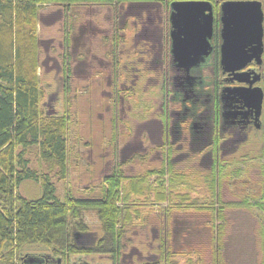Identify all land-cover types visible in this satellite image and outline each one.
Wrapping results in <instances>:
<instances>
[{
    "label": "rangeland",
    "instance_id": "obj_1",
    "mask_svg": "<svg viewBox=\"0 0 264 264\" xmlns=\"http://www.w3.org/2000/svg\"><path fill=\"white\" fill-rule=\"evenodd\" d=\"M39 8L37 73L44 90L42 106L43 109L45 107L51 109L49 107L53 106L58 115L66 111L70 116L66 138L67 175L59 181L54 179L58 196L62 199L66 191L74 196L82 193L84 196H91L93 194L91 188L96 189V193L99 192V184L104 176L111 173L121 160L119 150L126 142L141 139L145 152L139 155L141 157L132 158L130 167L122 166L125 175H135L157 168L158 145L149 141L145 134L142 137L135 134V130L139 124L150 118L161 119L163 116L157 109L162 108L168 113L167 110L172 107L170 83L169 80H165L171 75L169 10L165 5L157 3L148 4V7L142 9L126 5L120 8V12L114 5L105 7L95 4L73 5L69 8L62 5H41ZM125 9L140 11L145 18L148 14L153 20L155 31L161 35L164 64L162 70L157 72V76H160L157 80L146 83L145 74L144 81L135 93L131 91L132 94L127 91L120 92L119 77L116 78L122 64L121 58L124 61L126 52H134L131 50V38L134 33L131 20L135 17L130 14L124 19ZM66 68L68 74L65 72ZM217 71L210 67L204 69L202 73L205 80H214L215 76L216 78L219 76ZM110 77L115 80H109ZM65 83L68 86L66 92ZM145 85L146 89L143 87ZM117 90L119 94L116 93ZM119 96H122V99ZM162 119L165 122L166 116L164 115ZM162 148L166 149V146L163 145ZM28 158L31 160V166L38 168L42 166L34 157V151L30 152ZM224 158L219 178L221 173L228 177L226 180L228 191L220 193L221 199L232 203L244 200L250 206L249 209L230 207L226 211L228 227L223 243L224 262L239 264L238 259L242 256L240 264H255V254L259 253V260L260 256L264 255L261 246L258 245L257 251L253 244L255 238L259 237L258 242L264 238V154L260 148L253 146L244 152L229 150ZM190 162L191 159H188L182 165V162L174 164L172 171L175 169L173 173L193 179L192 183L188 182V185L180 188L181 193L189 192L188 203L195 200L194 206L197 208L208 207L207 202L211 197L210 190L207 189L208 182L207 188L201 181L195 182L199 175L194 173L197 171L205 176L207 170ZM173 173H167V176ZM153 179L150 177L149 182L152 183ZM215 181L219 182L216 177ZM37 188L39 187L34 183L27 182L20 187L19 192L27 198H35L38 195ZM165 207L166 203L158 206L150 204L140 206L139 210L142 216H145V222L130 227L123 240L125 244L123 253L128 255L132 251L136 253L134 264L157 262L158 224L155 211ZM150 208H154L153 211L149 212ZM197 208L174 209L177 211L171 218V246L173 251L185 254L177 257L180 264H186V258L196 261V264H210L209 215L204 209ZM84 218L88 226L99 234V221L95 213L86 212ZM200 249H206L205 257L201 260ZM104 259L94 257L92 260L90 258L84 260L91 264H113L112 260L107 262Z\"/></svg>",
    "mask_w": 264,
    "mask_h": 264
},
{
    "label": "trees",
    "instance_id": "obj_2",
    "mask_svg": "<svg viewBox=\"0 0 264 264\" xmlns=\"http://www.w3.org/2000/svg\"><path fill=\"white\" fill-rule=\"evenodd\" d=\"M173 1L178 0H0V264H19L22 254L29 250L44 251L63 260L82 253L110 254L113 264H117L128 229L145 222L140 206L163 203L167 207L154 210L159 253L154 264H180L177 257L185 254L173 251L171 246V218L177 211L174 209L197 208L195 200L188 203L189 192L181 193L180 189L193 179L173 173L165 159L160 171L148 170L131 176L125 175L119 164L102 179L100 193L92 188L91 196H74L66 191L61 199L54 179L66 177L70 116L66 111L62 115L50 112L52 107L44 111V90L37 73V23L41 5L67 8L114 5L120 12L122 6L153 3L163 4L169 10ZM65 72L68 74L67 68ZM66 84L64 92L68 91ZM33 151L42 165L40 168L30 165L28 155ZM221 169L223 165L218 162L205 176L194 172L199 175L195 182L201 181L205 187L208 182L206 188L211 193L208 207L197 208L209 215L210 264H225L222 252L228 227L227 209L250 207L244 200L232 203L221 199L220 193L228 191V177L221 173L219 178ZM170 172L173 174L167 176ZM153 174H158V178L150 183ZM27 182L39 187L37 197L20 194V187ZM86 212H94L100 222L101 235L95 244L91 243L95 235L83 220ZM205 251L199 250L200 260L205 257ZM30 258L38 264L49 256ZM185 263L196 264V261L186 258Z\"/></svg>",
    "mask_w": 264,
    "mask_h": 264
},
{
    "label": "flooded vegetation",
    "instance_id": "obj_3",
    "mask_svg": "<svg viewBox=\"0 0 264 264\" xmlns=\"http://www.w3.org/2000/svg\"><path fill=\"white\" fill-rule=\"evenodd\" d=\"M207 1L211 2L210 0ZM224 1H258L261 5L260 55L257 58L253 57L238 72L240 74L239 80H234L223 72L220 65L221 25L219 10L221 3ZM211 4L213 5L214 20L213 33L210 40V53L201 58L188 71H185L173 61L169 47L171 75L165 80H169L170 83L172 107L169 111L167 110L168 113L162 108L160 110L157 109L163 116L161 119L158 117L150 118L139 124L137 130H135V134L140 137L145 134L149 141L154 142L159 147L157 149L158 157H156L159 166L148 170L160 171L163 159H165L167 164L171 165V170L174 164L182 162V165L185 161L191 159L190 164L198 165L208 171L211 170L215 163H223L224 157L229 150L244 152L253 146L254 148H260L264 154V0H213ZM130 14L135 17L131 20L132 31L134 32L131 38V50L134 52L123 53L126 61H122L121 58L122 64L118 69L116 78L119 77V91H127L132 94L133 92L135 93L144 80L146 83L150 80H157L160 77L157 76V72L162 70L164 64L162 60L161 35L155 31L152 24L153 20L148 14L145 18L142 12L131 11L130 9H127L123 15L124 19ZM210 67L218 70L217 76L218 73L219 76L217 78L215 76L214 80H205L202 71ZM145 74H147V77H144L143 80ZM109 80H115V78L110 77ZM143 87L146 89V85ZM232 88H239L242 91L244 89H254L253 91L258 89L261 94L259 109L245 102L240 93L231 96V100L225 101L223 97L227 95V89ZM116 93L119 94L118 90ZM119 97L122 99V96ZM52 108L54 109L53 106ZM44 110L47 112L49 109L45 107ZM164 115L166 116L165 122L162 119ZM163 145L166 146V149L162 148ZM163 149L165 150L163 151ZM143 152L145 151L141 139L134 142H126L119 150L118 155L121 160L118 165L130 167L132 158L143 154ZM173 172H175V169ZM109 174L110 172L106 176ZM150 177L156 179L158 174L150 175ZM79 196H83V193ZM84 214L83 220L86 223ZM86 225L88 226L87 223ZM88 227L90 232L95 235L93 237L94 241H91V243L95 244L96 239L98 241L101 235L100 222L99 234L93 231L90 226ZM124 246L125 244L122 241L117 264H134L136 260L134 255L136 253L132 251L129 255L127 253L124 254ZM47 254L44 251H25L20 258L19 264H37L36 260L30 258L33 256L39 258L49 256V259L44 258L38 264H91L84 259L90 258L92 260L94 257L105 258L104 260L107 262L112 260L110 254L100 253H82L73 255L65 260L61 257L53 258ZM126 256L129 257V260H127L128 257ZM139 264H146V262Z\"/></svg>",
    "mask_w": 264,
    "mask_h": 264
},
{
    "label": "water",
    "instance_id": "obj_4",
    "mask_svg": "<svg viewBox=\"0 0 264 264\" xmlns=\"http://www.w3.org/2000/svg\"><path fill=\"white\" fill-rule=\"evenodd\" d=\"M148 4L139 5L146 8ZM220 65L223 72L239 80V71L260 55L262 11L258 1H224L220 5ZM213 5L207 0H180L169 5L170 51L179 68L188 71L210 51ZM255 45V46H254ZM227 89L225 101L240 93L245 102L260 107L258 89ZM52 112V111H50Z\"/></svg>",
    "mask_w": 264,
    "mask_h": 264
},
{
    "label": "crops",
    "instance_id": "obj_5",
    "mask_svg": "<svg viewBox=\"0 0 264 264\" xmlns=\"http://www.w3.org/2000/svg\"><path fill=\"white\" fill-rule=\"evenodd\" d=\"M258 239H259V237H258V238H255V239L253 240L254 249H256L257 251H259V247H258V245H260V246H261V249L264 250V242H263L264 238H263L262 240H260V242H258V241H259ZM239 251H240V250H239ZM263 253H264V252H263ZM240 255H241V254H239V256H240ZM240 257H241V258L238 259L239 264H240L241 259L243 260L242 256H240ZM238 258H239V257H238ZM254 259H255V264H264V255H263V254L260 256V260H259V253H256ZM238 261H237V263H238Z\"/></svg>",
    "mask_w": 264,
    "mask_h": 264
}]
</instances>
